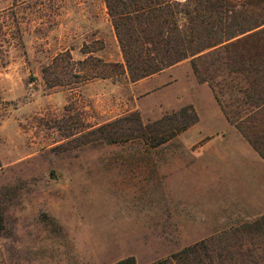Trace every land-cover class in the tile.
I'll return each mask as SVG.
<instances>
[{
	"label": "rangeland",
	"instance_id": "374dc122",
	"mask_svg": "<svg viewBox=\"0 0 264 264\" xmlns=\"http://www.w3.org/2000/svg\"><path fill=\"white\" fill-rule=\"evenodd\" d=\"M233 1L237 21L264 18V0ZM66 51L123 63L104 0H0V264H149L222 234L234 255L263 254L264 238L234 229L264 215V159L189 59L49 86L43 68ZM185 105L197 122L156 147L96 131Z\"/></svg>",
	"mask_w": 264,
	"mask_h": 264
},
{
	"label": "trees",
	"instance_id": "16d2710c",
	"mask_svg": "<svg viewBox=\"0 0 264 264\" xmlns=\"http://www.w3.org/2000/svg\"><path fill=\"white\" fill-rule=\"evenodd\" d=\"M104 1L123 63L104 62L92 55L73 60L66 51L43 68L49 86L59 84V76H67V70L75 78L72 83L123 73L135 81L189 59L196 79L208 84L227 121L264 159V18L237 21L233 0ZM61 70L62 75L58 74ZM50 74L55 79H49ZM197 120L193 106L185 105L150 124H144L139 114L132 112L99 126L96 131L104 132L107 143L141 138L156 147ZM108 127L115 129L106 132ZM234 231L244 232L252 240L264 238V215ZM224 238L222 234L199 240L149 264H260L264 261V253L251 251L248 255H234ZM111 264L137 262L133 255H128Z\"/></svg>",
	"mask_w": 264,
	"mask_h": 264
}]
</instances>
